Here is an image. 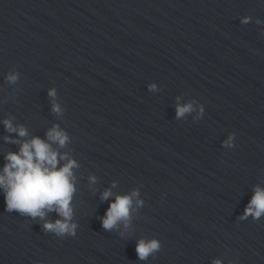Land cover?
<instances>
[{"label":"clouds","instance_id":"obj_1","mask_svg":"<svg viewBox=\"0 0 264 264\" xmlns=\"http://www.w3.org/2000/svg\"><path fill=\"white\" fill-rule=\"evenodd\" d=\"M249 20L250 17H244L242 23L246 24ZM7 79L14 83L17 75L10 74ZM150 89H155V85H150ZM49 96L54 97L55 91L50 90ZM52 111L60 114V106L54 103ZM190 111H192L190 103L184 106L177 105L176 117L181 118ZM4 125L7 131L17 132L20 137L28 135L23 126L14 127L10 120L6 119ZM46 136L47 140L33 137L30 141L21 143L19 152H9L6 155L7 162L0 172V188L4 190L6 211H17L21 215L41 219L46 216L47 212L55 211L61 219L54 222L46 221L43 225L44 230L61 236L65 233L75 235L76 225L70 223L73 215L71 201L75 192V177L72 170L78 165L66 153L60 154L52 147V143L60 147L67 144L69 137L64 131L54 125L47 131ZM230 140L231 137L225 143H229ZM14 142L20 143V141ZM60 160H65L66 163L58 167ZM111 195V191L106 190L101 199L107 200ZM136 195L138 193L134 191L131 196H116L115 201L110 203L102 218V226L105 230H112L120 222H123L127 228L133 206L132 196ZM136 203L139 205L141 202ZM249 215L254 219H259L261 215H264V189L260 187L255 188L240 219H246ZM160 247L157 240L141 239L136 245L137 257L140 260H147L150 255L158 252ZM214 264H221V261L216 260Z\"/></svg>","mask_w":264,"mask_h":264}]
</instances>
